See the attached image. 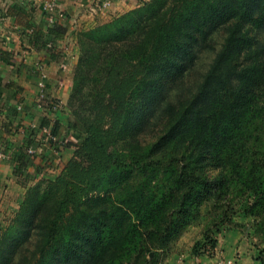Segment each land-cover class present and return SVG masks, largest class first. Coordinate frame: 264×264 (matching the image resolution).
<instances>
[{
	"label": "trees",
	"instance_id": "1",
	"mask_svg": "<svg viewBox=\"0 0 264 264\" xmlns=\"http://www.w3.org/2000/svg\"><path fill=\"white\" fill-rule=\"evenodd\" d=\"M217 23L227 24L221 49L197 90L178 108L169 110L165 130L151 145L134 138L130 144L123 142L121 152L109 150L95 126L92 148L90 139L81 138L74 123L68 122L71 140L61 139L65 146H76L73 157L53 179L26 188L9 227L16 231L13 237L21 248L15 264H157L158 252L198 213L184 214L183 204L191 194L185 190L201 183L219 187V174L227 170V163L221 162L226 155L230 156L229 166H235L234 175H246L237 169L244 145L234 147L240 140L232 131L256 124L264 111V60L244 31L245 24L264 26V0H151L85 32L81 43L87 42V46H80L69 107H76L83 87L104 69L101 65L114 68L123 60L142 68L130 93L132 100L144 95L154 102L165 83L180 77L193 61L195 35H204L207 27ZM30 28L32 44H40L55 58L53 45L63 37L64 22L58 19L49 24L45 36L32 26L27 30ZM11 116L17 117V111ZM130 116V111L119 114L121 136L133 127ZM48 125L44 119L27 132L33 135ZM142 127L143 123L138 134ZM50 130L60 135L57 122ZM43 138L42 134V143ZM37 145L28 138L11 159L24 186L49 159L41 156L42 163L33 166L35 153L27 150ZM48 145L57 149L56 142L50 140ZM211 159L218 169L226 168L214 178L203 177L201 166ZM252 162L262 165L261 156H254ZM257 178L261 180V176ZM179 223L182 226H176ZM5 248L6 240L0 244V256Z\"/></svg>",
	"mask_w": 264,
	"mask_h": 264
},
{
	"label": "rangeland",
	"instance_id": "2",
	"mask_svg": "<svg viewBox=\"0 0 264 264\" xmlns=\"http://www.w3.org/2000/svg\"><path fill=\"white\" fill-rule=\"evenodd\" d=\"M150 1L143 0L142 4H135L131 9L106 20L96 21V24L91 27L82 26L76 29L73 32L76 43V62L81 53L80 46L83 48L87 46V42L81 43L85 32L112 22L126 12L142 7ZM102 7H104L103 4ZM244 31L253 38V48L260 55V59L264 60V26L245 24ZM226 34L227 24L217 23L215 26L207 27L204 35H195L196 41L191 48L194 54L193 61L180 77L165 83L161 95L154 102L144 95L139 99L131 98V90L142 74V68L134 61L117 62L115 70L101 65L104 69L100 70L94 82L90 80L86 83L73 109L69 107L72 91L69 94L67 107L70 124L74 123L75 131L81 138L90 139L88 144L92 148L95 146V132L92 133L95 126L98 137L105 138L109 150L121 152L124 147L123 142L130 144V140L134 138L145 146L151 145L165 130L169 110L178 108L197 90L214 57L221 49ZM102 56L105 57V54L102 53ZM131 103L138 112L130 108ZM128 111L131 112L130 119L133 127L129 133L121 136L118 132L121 125L119 114ZM260 115L261 118L256 124L247 123L240 131H232L235 138L240 140L236 141L237 144L234 147L238 148V143L244 145L245 152L243 150L239 155L242 164H239L237 169H241L242 175H246L236 177L235 166H229L230 156L226 155L221 162L227 163V172L219 174V187L213 189L207 183H201L197 187L190 185L187 191L185 190L186 193L191 192V194L189 197L186 196L187 199L183 204L184 214H194L196 210L198 213L181 233L171 238L158 252L157 264H206L209 258L214 259L213 264H244L245 260L240 257L241 254L247 258L251 257L257 264H264V153L261 154L264 152V111H261ZM142 123L143 127L138 134ZM63 146L65 145L61 148ZM69 146H73L72 158L76 146L66 145V147ZM85 150L87 148L81 151L83 155ZM219 151L221 155V148ZM254 156H261L262 165L252 162ZM79 157L78 155L77 159ZM65 163L58 158L47 163L38 174L31 177L29 187L42 182L45 184L47 180L53 179L61 173ZM225 168L218 169L213 159L204 161L201 166V175L214 178ZM173 176L174 174H169V182L172 186L175 185ZM257 176H261V180ZM244 180L246 184L243 183ZM259 198H261L259 202L255 203ZM17 213L10 215L5 223L0 224V244L6 240V248L0 256V264H15L14 261H17L21 255L20 242L13 237L16 231L9 229ZM181 220L182 218L178 219V221ZM176 226L180 227L182 224L179 223ZM228 236L237 237L235 244L226 245L228 247L233 244L230 246L232 249L235 246V256L230 259L222 256L225 251L224 242L231 241L227 238Z\"/></svg>",
	"mask_w": 264,
	"mask_h": 264
},
{
	"label": "crops",
	"instance_id": "3",
	"mask_svg": "<svg viewBox=\"0 0 264 264\" xmlns=\"http://www.w3.org/2000/svg\"><path fill=\"white\" fill-rule=\"evenodd\" d=\"M50 1L0 0V224L16 213L30 185V182L25 186L20 183L11 161L15 151L28 138L38 142L36 147H29L35 152L33 166L42 163L41 156L49 158V163L56 158L67 162L72 156L73 146H63L55 151L50 145L41 142V131L33 135L27 131L30 125L38 126L46 119L49 127L54 122L58 123L61 138L71 140L67 128L70 120L67 100L76 63L73 32L82 26L91 27L96 21L125 12L136 4L134 0H110L107 6L105 0H99L101 5L98 0H56L53 9L55 20L64 22L65 32L62 38L55 41L56 57L51 58L49 51L40 44H32L27 30L28 26H32L45 36L49 26L47 16L50 10L47 6ZM41 71L47 74L45 94L47 99L57 103L55 108L47 104L40 108L35 105L39 92L37 80ZM13 110L17 111V117L11 116ZM227 238L231 241L224 242L222 256L230 259L235 256V246L233 249L230 246L235 244L237 237ZM230 243L233 244L226 247ZM240 257L245 260L244 264H257L251 257L242 254ZM213 260L209 258L206 264H213Z\"/></svg>",
	"mask_w": 264,
	"mask_h": 264
},
{
	"label": "built area",
	"instance_id": "4",
	"mask_svg": "<svg viewBox=\"0 0 264 264\" xmlns=\"http://www.w3.org/2000/svg\"><path fill=\"white\" fill-rule=\"evenodd\" d=\"M136 4H139V0H134ZM108 2H110V0H105L104 4L106 5ZM55 3H56V0H51L50 3L48 4L47 8L50 10V13L48 14L47 16V21L49 24H52L54 23L56 20H55V14L53 12V9L55 7ZM28 32L31 33L32 32V28L28 29ZM48 46H50V44H48ZM47 78V74L45 71H41L40 74H39V77H38V80H37V86L39 88V92H38V95L36 97V100H35V105L40 108V107H43L45 104H47V106H51L53 108H55L57 106V103L54 102L53 100H49L47 99L46 97V94H45V80ZM30 128H34L36 127L35 124H32L29 126ZM41 132L42 134L44 135V138H43V144H48V141H52V142H56L57 144V149H55V151L59 150V148H61V146L63 145V141L61 139V137L59 136H55L51 130H50V127L49 126H43L41 128ZM61 145V146H60ZM28 153L30 154H34V150L31 149V148H28L27 150Z\"/></svg>",
	"mask_w": 264,
	"mask_h": 264
}]
</instances>
